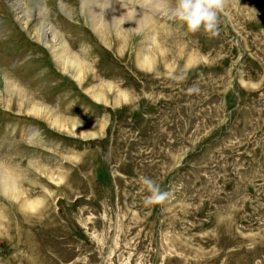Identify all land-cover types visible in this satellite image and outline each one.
I'll return each instance as SVG.
<instances>
[{
	"label": "rangeland",
	"instance_id": "rangeland-1",
	"mask_svg": "<svg viewBox=\"0 0 264 264\" xmlns=\"http://www.w3.org/2000/svg\"><path fill=\"white\" fill-rule=\"evenodd\" d=\"M153 2L125 3L150 34L116 36L82 0H0V165L20 193L0 190V264H264V0H223L215 36ZM142 177L167 199L144 205Z\"/></svg>",
	"mask_w": 264,
	"mask_h": 264
},
{
	"label": "bare ground",
	"instance_id": "bare-ground-1",
	"mask_svg": "<svg viewBox=\"0 0 264 264\" xmlns=\"http://www.w3.org/2000/svg\"><path fill=\"white\" fill-rule=\"evenodd\" d=\"M126 2H127V0H120V1L118 0V1H114V2L112 0H82V6L81 7L82 8L85 7L87 9H89L87 13L89 14V19H90L91 24H92L91 27L99 35H102V34L104 35V33L100 34V29L106 25L107 26L109 25L110 27H114L116 36H117V34H121V29H126L132 33L135 31L139 32L140 30H143L144 28H148V33L150 34V32L152 30H154V28H156V26L153 24L151 18L150 19L147 18L143 12H140L137 9H134V7L133 8H130L129 6L127 7V4H125ZM129 2H131L133 4H139L141 7L143 6V8H147V6H148L149 8H151L152 12H157L158 10L160 11L161 9L164 8V4H163V7H161V5L158 7L153 2V0H129ZM106 8H108V10H109L108 16H105V14H104ZM15 9L18 10V9H20V7L16 6ZM42 11H43V9H42ZM45 28L46 27L43 26L42 29L41 28L38 29V30H40V35H41V38L39 39V41L46 40ZM47 31L53 33V37L56 38L58 40V43H59L58 49H55V47L53 45L49 47L54 52H56V50L59 51L58 56L55 57L56 61L61 62V63H67L68 67L74 68L76 70V72H78L79 74L80 73H87L89 71V68L87 70L85 67H83L84 66L82 64L83 60H82V62H81V60L79 61V59L76 55H71V57H69L70 51L68 49V45L58 35V33L51 28H48ZM123 31H125V30H123ZM107 45L108 44H106V46ZM142 53L143 52H141V56H142ZM145 59H148V58H145ZM148 64H149V62H147V65ZM77 78L80 79L81 77L77 76ZM8 80H5V79L2 80L4 85L11 84ZM102 98H103V96L101 97V99ZM24 99H25V105H27V107L30 104H32L30 110L27 111L28 115L35 116L36 118L39 117V118L46 119V117H49V118L53 119L52 120L53 122L49 123V124L54 126L55 129H59L65 133H69L67 128H71L73 131L70 132V134H73V135H76V132H75L76 129H79L82 132L85 130L88 131L87 126L77 124L74 122H66V121H63L61 119H56L57 115L55 116V118H53L52 115L48 111L41 108L42 106L39 107L38 105H35L36 102H35V104L31 103L28 96H24ZM22 109L27 110L26 106L23 107ZM68 120H70V119H68ZM7 176L8 175H7L6 169L0 165V182L2 183V185H1L2 187L0 188L1 193L6 194L8 197H10L12 199H17L20 196L19 188L17 187L14 179L10 183Z\"/></svg>",
	"mask_w": 264,
	"mask_h": 264
},
{
	"label": "clouds",
	"instance_id": "clouds-1",
	"mask_svg": "<svg viewBox=\"0 0 264 264\" xmlns=\"http://www.w3.org/2000/svg\"><path fill=\"white\" fill-rule=\"evenodd\" d=\"M224 7L223 0H175V17L184 26L186 32L194 33L203 30L206 34H217L218 13ZM147 195L143 203L146 206L162 203L168 193L161 190L158 184L147 177L141 178Z\"/></svg>",
	"mask_w": 264,
	"mask_h": 264
}]
</instances>
